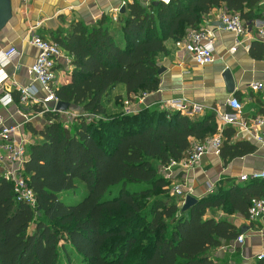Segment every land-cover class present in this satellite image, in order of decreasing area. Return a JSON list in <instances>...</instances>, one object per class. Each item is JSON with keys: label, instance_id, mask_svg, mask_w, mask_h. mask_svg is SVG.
<instances>
[{"label": "trees", "instance_id": "16d2710c", "mask_svg": "<svg viewBox=\"0 0 264 264\" xmlns=\"http://www.w3.org/2000/svg\"><path fill=\"white\" fill-rule=\"evenodd\" d=\"M260 2L134 1L115 25L104 16L94 26L77 22L53 36L73 68L55 93L78 114L71 126L51 112L43 114L40 129L26 124L37 137L27 144L24 165L37 204L18 200L0 176V264H219L213 252L241 232L211 212L248 218L252 200L264 198V179L221 183L182 211L173 179L162 169L218 132L216 112L190 116L147 106L125 110L124 104L159 90L158 57L167 53V40L201 29L215 8L252 22ZM118 85L125 93L114 97L112 110L107 97ZM14 95L20 102L19 91ZM260 104L264 114V98ZM235 134L233 126L222 131L224 162L257 150L252 141H233Z\"/></svg>", "mask_w": 264, "mask_h": 264}, {"label": "crops", "instance_id": "0c3cea01", "mask_svg": "<svg viewBox=\"0 0 264 264\" xmlns=\"http://www.w3.org/2000/svg\"><path fill=\"white\" fill-rule=\"evenodd\" d=\"M134 1L141 0H12L13 17L0 33V52L13 46L21 52V57L4 68L0 65V71L4 70L7 74L6 80L0 84V116L9 125H20L17 140L26 144L36 141L37 137L29 132L26 124L32 122L33 126L40 129L46 122L37 109L36 105L39 104L22 105L15 101L14 95V91H19V88L31 85H35L40 91L39 97L45 95L41 85L33 81L28 73L39 52L29 42L33 26L41 22L36 32L53 41L54 35L67 33L73 23L82 22L87 26H94L106 16L115 25L121 11ZM223 12V8L213 9L204 16L201 24V28L211 31L215 38L213 63L198 65L190 53L169 39L166 41L167 53L158 57L159 65L165 68L161 74L159 90L141 98L135 96L124 104L125 110L142 106L169 110V101L180 99L187 102L190 108L195 104L202 106L199 115L213 111L220 116L222 113L234 112L228 104L231 98L235 97L241 102L243 107L237 113L239 123L233 125L236 129L233 141H252L257 145V150L229 162H224L220 155L211 151L196 167H176L172 175L173 184L183 183L187 195H193L197 199L212 193L221 183L225 186L231 183H249L250 181L242 182L239 179L242 174L264 171V145L256 142L241 125L242 122L250 123L252 117L260 114V100L264 98V85L260 90H253L251 87V84L257 82L264 84V42L259 36V29L264 22V3H259L256 10L258 18L247 23L248 34L234 53L230 49L235 45V35L220 29V15ZM64 52L67 54L65 50ZM56 69L59 80V85L56 86L67 83L72 66L60 62ZM9 89L12 90L13 101L5 105L2 97ZM124 93V85L115 87L109 98L107 97L108 107L115 110L114 97ZM61 114L77 115L78 112L69 109ZM217 122L218 127L221 126L218 117ZM211 214L232 221L239 227L240 232L242 228L246 229L242 244L236 240L224 242L213 252V258L219 264L256 263L257 256L264 253V218L252 224L236 213L228 214L223 210H216Z\"/></svg>", "mask_w": 264, "mask_h": 264}, {"label": "built area", "instance_id": "2783aa9c", "mask_svg": "<svg viewBox=\"0 0 264 264\" xmlns=\"http://www.w3.org/2000/svg\"><path fill=\"white\" fill-rule=\"evenodd\" d=\"M145 2H163L170 4L172 0H141ZM264 3V0H261ZM41 26V22H37L31 30L29 42L38 49V55L35 62L29 67L28 73L33 81L41 85L45 95L39 97L40 91L35 85L19 88L20 103L28 105L31 103L39 104L42 109L41 114L45 112H58L56 106L60 101L55 93L57 65L60 62L70 65V56L65 54L60 45L44 38L36 30ZM220 29L232 32L235 35V45L230 49L234 53L239 45L243 44L244 37L247 36L249 27L243 21L240 14L232 12H223L220 15ZM259 36L264 42V22L259 29ZM214 43L215 38L211 31L204 28L199 30H191L185 39L176 42L178 47H183L190 53L198 65L205 66L213 63L214 57ZM21 57V52L16 47H9L0 52V65L4 68L8 63L14 62ZM7 78L4 70L0 71V84ZM263 83L251 84L253 90H260L263 88ZM4 104L7 105L13 101L12 90H7L5 96L2 97ZM228 104L234 112L222 113L217 116L221 126L218 132L208 138L205 142L197 143L189 152L187 158L181 162L172 161L168 166L162 169L163 174L172 178L173 171L176 167L184 169L198 166L203 157L209 153L214 152L220 155L223 144L222 131L226 126H233L239 123L237 113L242 109L241 102L233 97L228 101ZM169 110L181 111L190 116L201 113L202 106L195 104L191 108L184 100L172 99L167 104ZM69 114V113H68ZM217 114V113H216ZM219 114V113H218ZM73 117L76 115H72ZM242 127L247 131L252 138L264 145V114H257L252 117L250 123L242 122ZM20 133V125H9L5 119L0 116V176L13 184L15 196L18 200L27 202L32 207L37 204L35 194L31 189L28 177L24 171V165L28 158L27 144L16 139V135ZM242 182L264 179V171L253 172L251 174H242L239 178ZM172 193L182 199V204L185 201L187 192L183 183L173 184ZM264 218V198H255L252 200L248 212V221L250 223H257ZM236 241L239 244L244 242V235L241 234ZM257 259H264V253L257 256Z\"/></svg>", "mask_w": 264, "mask_h": 264}, {"label": "water", "instance_id": "95a60500", "mask_svg": "<svg viewBox=\"0 0 264 264\" xmlns=\"http://www.w3.org/2000/svg\"><path fill=\"white\" fill-rule=\"evenodd\" d=\"M124 10V9H123ZM122 10V11H123ZM13 17V4L12 0H0V33L7 26L9 21ZM165 68H161L159 73L163 74ZM56 109L58 112L64 113L70 109V104L64 101H59ZM199 199L194 197L193 195H187L184 203L182 204V211H187L192 208L194 205L198 203ZM246 232L245 228L241 229V233L244 234Z\"/></svg>", "mask_w": 264, "mask_h": 264}, {"label": "rangeland", "instance_id": "374dc122", "mask_svg": "<svg viewBox=\"0 0 264 264\" xmlns=\"http://www.w3.org/2000/svg\"><path fill=\"white\" fill-rule=\"evenodd\" d=\"M56 85H59L58 77L56 78ZM63 116H64V120H65L64 123H65L66 126H71V125L74 124V117L72 115H68V116L67 115H63ZM185 191H186V189H185ZM75 264H79V261H76Z\"/></svg>", "mask_w": 264, "mask_h": 264}]
</instances>
